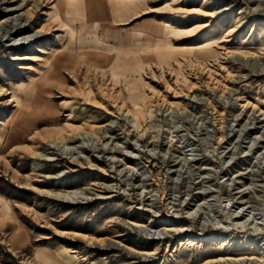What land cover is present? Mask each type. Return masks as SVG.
I'll list each match as a JSON object with an SVG mask.
<instances>
[{"label": "rangeland", "instance_id": "obj_1", "mask_svg": "<svg viewBox=\"0 0 264 264\" xmlns=\"http://www.w3.org/2000/svg\"><path fill=\"white\" fill-rule=\"evenodd\" d=\"M16 17L0 264H264V0H0Z\"/></svg>", "mask_w": 264, "mask_h": 264}, {"label": "bare ground", "instance_id": "obj_2", "mask_svg": "<svg viewBox=\"0 0 264 264\" xmlns=\"http://www.w3.org/2000/svg\"><path fill=\"white\" fill-rule=\"evenodd\" d=\"M8 22H9L8 19L1 22V24H6V28L7 29L5 27L3 29L2 26L0 27V40L2 38H4L3 36H6V35L7 36H10V32L13 29V25H18V23H17L18 22V17H16L10 23H8ZM13 22H16V23L13 24ZM38 33H40V32H36L35 34H38ZM21 39H23V38H21ZM24 40L25 41H28V42H31V41L35 40V37L32 36V35L31 36H27V39H24ZM243 59H245V57ZM246 60H247V58H246ZM3 95H4V92L0 91V97L3 96ZM248 106H249V104L246 105V107H248ZM80 150L82 152L85 151L86 150L85 146H78V147H75V148H72V149H68L66 151L68 152L67 154L74 155V154H77V152H79ZM55 197L57 199H63L64 201H72V200L80 199L79 194H77L76 192H69L68 194H65L64 196L58 195V196H55ZM237 217H239V219H240V218L243 217V215L237 216ZM165 230L166 231H173L171 229H165ZM184 231L185 230H182V232H184ZM179 232H181V231L179 230ZM238 261L241 262L240 260H238ZM238 261L237 260L236 261L233 260L232 262H238ZM225 263H229L230 264V260H228V259H221V258H216V259L210 258V259H207L203 263H200V264H225Z\"/></svg>", "mask_w": 264, "mask_h": 264}]
</instances>
